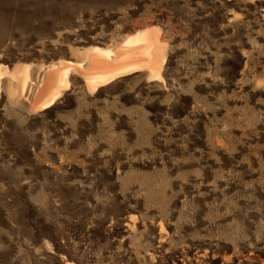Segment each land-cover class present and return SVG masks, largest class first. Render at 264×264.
Returning <instances> with one entry per match:
<instances>
[{"label": "rangeland", "instance_id": "obj_1", "mask_svg": "<svg viewBox=\"0 0 264 264\" xmlns=\"http://www.w3.org/2000/svg\"><path fill=\"white\" fill-rule=\"evenodd\" d=\"M147 27L161 80L72 72L30 110L48 71ZM23 65L24 91L0 80V264H264V0H0L1 69Z\"/></svg>", "mask_w": 264, "mask_h": 264}, {"label": "bare ground", "instance_id": "obj_2", "mask_svg": "<svg viewBox=\"0 0 264 264\" xmlns=\"http://www.w3.org/2000/svg\"><path fill=\"white\" fill-rule=\"evenodd\" d=\"M156 36L154 29L147 27L125 36L114 46L83 49L82 57L76 62L64 61L59 68L48 71L45 84L30 103V110L49 108L68 87V75L72 72L82 78L90 91L133 72H145L148 79L161 80L160 70L165 54ZM16 69H1L0 66V80L8 76L17 83L18 91L22 92L32 81L27 66ZM8 92L13 96L16 88L9 84Z\"/></svg>", "mask_w": 264, "mask_h": 264}]
</instances>
